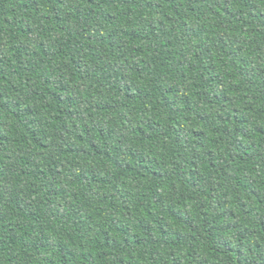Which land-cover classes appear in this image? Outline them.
<instances>
[{"label":"trees","instance_id":"obj_1","mask_svg":"<svg viewBox=\"0 0 264 264\" xmlns=\"http://www.w3.org/2000/svg\"><path fill=\"white\" fill-rule=\"evenodd\" d=\"M0 264H264V0H0Z\"/></svg>","mask_w":264,"mask_h":264}]
</instances>
